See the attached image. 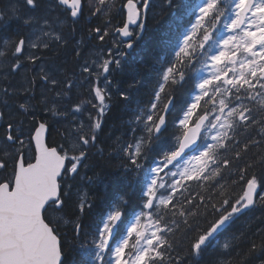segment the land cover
I'll return each mask as SVG.
<instances>
[{
    "label": "snow or ice",
    "instance_id": "snow-or-ice-1",
    "mask_svg": "<svg viewBox=\"0 0 264 264\" xmlns=\"http://www.w3.org/2000/svg\"><path fill=\"white\" fill-rule=\"evenodd\" d=\"M163 2L167 8L179 9L159 39L172 55L160 58L152 98L144 104L136 95L140 79L133 78L123 88L116 80L128 53L109 50L80 62L84 41L75 39V26L84 14L83 0H0V32L16 27L12 37L0 40V58H13V75L22 70L24 59L34 64L54 48L76 58L72 71L40 69L44 91L39 97L34 79L25 78L20 88L0 89L4 133L0 264H201L209 246L215 254L212 264H264V227H257L250 236V224L245 223L222 245L213 244L221 232L257 207L264 216V0ZM151 4L152 0L123 4L127 22L115 32L126 38L120 41L126 48L133 49L143 39L146 26L141 18ZM89 5L93 16L108 15L116 6L115 0H89ZM130 25L140 31L134 33ZM88 30L101 42L109 36L107 28ZM134 35L135 41L128 39ZM26 49L35 51L25 57ZM190 82L193 88L181 104L182 118L177 119L176 130L169 132L168 113ZM86 86V97L76 91ZM37 103L45 115L32 125L26 141L23 118L36 120ZM113 105L128 114L122 126L130 138L122 134L108 145L101 136ZM69 116L74 122L68 134L70 146L63 150L47 146L48 119ZM17 117L22 119L18 122ZM241 136L247 137L242 147ZM32 143L34 162H26L24 150ZM160 143L164 146L157 152ZM253 147L256 154L237 170L243 182L241 192L232 198L217 178L223 179V171L231 168L230 150L239 148L234 158L240 160ZM154 152L153 165L146 166ZM113 155L121 159L123 171L110 183L101 161ZM257 169L262 175H257ZM141 177L144 186L137 190ZM192 181L219 184L221 199L209 205L200 197L201 210L200 204L194 205L195 198L184 196ZM98 184L104 185V191L84 190ZM133 194L140 198V211L134 222L126 224ZM98 201L104 204L99 209ZM209 209L214 210L215 219L204 227L198 218ZM85 218H89L87 224ZM67 230L78 247L68 248L63 242L61 232ZM181 232L191 234V241L184 255L173 260L170 253L178 243L173 238ZM245 240L248 243L242 248Z\"/></svg>",
    "mask_w": 264,
    "mask_h": 264
},
{
    "label": "trees",
    "instance_id": "trees-1",
    "mask_svg": "<svg viewBox=\"0 0 264 264\" xmlns=\"http://www.w3.org/2000/svg\"><path fill=\"white\" fill-rule=\"evenodd\" d=\"M126 0H115V7L111 10V12L108 15H102L97 14L96 16L91 15L90 13V5L89 0H86V4L88 6H85L87 8H84V14L80 18L79 24H77L76 27V33H75V39L81 40L83 38V44L80 46L81 50L83 52V58L81 59V63H83L84 58H89L86 56L87 51H89V44L93 47V49H104L108 46V39L105 38L104 42H101L98 38L93 39L92 37L96 36V34L93 32L91 36L89 35L88 27H100L103 29V24H105V21L110 17L112 19V33L110 34L111 40L114 37L117 38V33L115 32L116 27H121L124 22V11L119 10L118 11V5L122 6L125 3ZM179 9L177 8H167L164 5L163 0H152L151 8L147 11L146 16L143 18V22L145 24V29L143 32V39L142 42L137 46L134 45L132 53L130 54L131 58L128 59L124 63V73L119 74L117 76V81L120 84V87H126L127 82L132 80L133 78H138L142 81V84L140 85L136 95L137 99L140 100L142 103L147 104L148 101L152 98L150 93L152 86L154 82L157 79V70L160 67V58L166 54L169 55V58H171V50L170 49H164L159 44V39L161 36V33L165 32L168 29V26L170 22L173 20V15L178 14ZM112 15V17H111ZM71 18L69 17L68 20ZM194 22V19L192 20ZM103 23V24H102ZM189 23L188 19L186 18L184 21V25L187 26ZM87 25V26H86ZM73 26L71 24H68V29L71 30ZM14 31L16 32V27H14ZM137 42V41H136ZM135 42V43H136ZM175 43V41H174ZM112 44V41H111ZM113 45V44H112ZM73 45L70 44L69 48H71ZM121 52H124V47L121 48ZM46 53V52H45ZM46 58L50 60V63L54 67H59L62 69L70 68L73 70L75 67V57L74 56H67L63 49L60 50H54V51H47ZM67 60V63L65 62ZM193 88V84L190 82L185 85V89L182 93H178L177 100L175 106L172 108L170 113L167 116L168 122H169V132L175 131L176 127L174 126V122L179 118L180 112H181V104L185 99H189L187 96V93L191 91ZM82 95H86L88 93H85L84 89L81 90ZM163 106V104H161ZM41 105L39 107H36L39 111V116L37 119L42 118V116L45 115V113H41ZM90 108V106H88ZM198 113H202V109H198ZM43 114V115H42ZM62 118L59 117V120L56 121V126L51 127L48 130L47 134V145L49 147H57L61 150V145H58V141L60 140L62 142V137L66 135V130L64 129V125L62 124ZM36 119V120H37ZM128 119V114L121 111V109L113 105V110L108 113V115L105 117V124H104V132L101 136V140L104 141L106 144L111 145L112 140L115 139L117 136L124 135V139H129L130 137L126 135V128L122 126V121H126ZM35 120V121H36ZM35 121H32V124L35 123ZM69 124V122H67ZM25 132L27 130L25 129ZM26 134V133H25ZM111 137V139H109ZM25 140L28 137H24ZM259 138V137H257ZM238 139L241 141V147L243 146V142L247 139L246 136L238 137ZM164 145L163 143H160L157 145V152L160 148H162ZM109 151H111V148H109ZM234 151H239V148H233L229 151L227 154V158L232 161L231 168L226 169L223 171V179H219V183L224 185L223 191H225L226 195H229L232 198H235L237 195L240 194L243 182L239 180L238 176V168L242 167L246 161L251 159L257 152V149L253 147L250 152L243 153L242 159L236 160L234 158ZM156 158V153L154 152L146 161V166H152L153 161ZM97 159H99L97 157ZM104 174L106 176V179L111 183L113 182V179L115 177H118L120 173L123 171V169L120 167L121 159L117 158L115 155L112 156L111 159L105 157L103 161H101ZM99 170V169H98ZM257 175H262L261 170L257 169ZM90 175L92 173H89ZM163 175V173L161 174ZM166 180V179H165ZM167 180H169L167 178ZM236 180L237 182L234 184L232 181ZM144 186V180L143 177H141L140 184L137 186V190ZM85 191H90L93 194H97L99 192L104 191V185L98 184L91 188H85ZM161 192H164V189H160ZM221 191L219 188V184L213 185L212 182H188V191L184 193V196L195 198L194 205L200 204L201 210H203V204H201L200 197H204V203H207L209 205L213 203H218V201L221 199L217 195V193ZM211 196V198H210ZM184 197H180L181 200H183ZM139 196L137 194H133L132 205L128 208L127 214L124 217L125 223L128 224L130 218L133 216L134 213L140 210L139 207H137V203L139 202ZM143 199H146L143 198ZM194 205H190L189 207H194ZM98 209L100 207H103L104 204L101 202H97ZM214 210L209 209L207 212H205L204 215L199 217L198 219L201 222V225L206 227L208 224L215 219V216L213 214ZM169 221L173 219L170 215L167 218ZM261 219H264V216H262V209L260 207H257L256 209L249 212L247 216L241 217L239 220L236 221L235 224H233L227 231L221 232L217 240L213 241V244H223L226 240L229 239V237L236 232L238 228L243 226L245 223L250 224L251 231L249 232V235L251 236L253 232H255L257 227H264L261 223ZM89 222V218H85V223L87 224ZM87 231V229H85ZM171 235V234H169ZM61 236L63 237V242L67 245L68 248H71L73 246L78 247V245H74V241L72 239L71 231H62ZM174 240L178 241L175 251L171 252L170 255L174 259L178 257H182L184 255L185 250L190 244L191 241V234L188 236H185L182 232L178 233L176 237L173 238ZM221 240V241H220ZM83 241V237L81 238V242ZM216 242V243H215ZM248 243L247 240H245L241 247H245ZM67 250V249H66ZM214 253L211 250V246H209V250L206 251L203 255V258L201 260V264H212V261L214 259Z\"/></svg>",
    "mask_w": 264,
    "mask_h": 264
},
{
    "label": "flooded vegetation",
    "instance_id": "flooded-vegetation-1",
    "mask_svg": "<svg viewBox=\"0 0 264 264\" xmlns=\"http://www.w3.org/2000/svg\"><path fill=\"white\" fill-rule=\"evenodd\" d=\"M14 27H15V25H13L12 28L9 29V30L0 32V40H2L5 37H12L14 35V33H15ZM108 43H111V39L108 41ZM0 46H2V45H0ZM89 48H90V45H89ZM33 51L34 50H32V52ZM29 54H31V53H28V54L24 53V55H29ZM46 54H47V51H46V53H44L42 59L41 60H37L34 64L32 62H30V61H22L23 64L25 63L23 65L22 70L20 71V73L17 72L14 75L11 73V64L13 62V58L10 55L8 57H5V58H0V72H3L5 70L2 73V74H5V77H2V79H0V89H2L5 86L20 88L21 86H23L25 84V78H27V80H29V81L34 79V82H35V85H36V93L35 94H36L37 97H39L40 93L42 91H44V88L42 87L43 82L39 79L40 69L42 67H47V68H50V69H56V67H54L51 64H49L50 60L46 58ZM93 54L94 53L91 51L90 55L86 53V56L91 57V56H93ZM57 68H59V67H57ZM60 69L63 70L62 68H60ZM66 69L68 71H72L70 68H66ZM76 70L78 71V69H76ZM61 78H63L62 75H61ZM76 91L80 92L79 88ZM48 95L51 96L53 94L52 93H48ZM14 99H15V97H13V100ZM11 103H12V101H10V104ZM39 105L40 104L37 103L36 107L37 106L39 107ZM42 107H41V113H43ZM38 116H39V111H37L36 119H37ZM49 116H50V114H49ZM21 119H22L21 117H17L16 118V120L18 122ZM23 119L25 120V123H24V134L27 133V132L33 131V129H32V125H33L32 121H33V119L31 117H25ZM40 119H37L36 121H38ZM58 120H59V117H50V119H48L47 123L51 127H55L56 124H57L56 121H58ZM70 120H71V116H69L68 118H64L63 117L62 118V121H63L62 124L64 125L67 122H69ZM36 121H35V123H36ZM25 129L27 130V132H25ZM3 135H4L3 130L0 129V144L3 143ZM65 138H68V135H66ZM66 142H67V139H66ZM58 144L64 145L63 143H61L60 140L58 141ZM9 150L10 151H14V149H9ZM26 151H27V153H26ZM24 154H25L26 162H29V161L31 162V160H32V151H31L30 146L25 148ZM3 175H7V172L3 173Z\"/></svg>",
    "mask_w": 264,
    "mask_h": 264
},
{
    "label": "bare ground",
    "instance_id": "bare-ground-1",
    "mask_svg": "<svg viewBox=\"0 0 264 264\" xmlns=\"http://www.w3.org/2000/svg\"><path fill=\"white\" fill-rule=\"evenodd\" d=\"M125 3H126V1H125ZM83 4H84V8H87V7H85V6H88L87 4H86V0H83ZM125 9V8H124ZM119 10H123V7L122 6H120V5H118V11ZM70 17V16H69ZM69 17H67V19H69ZM111 17H112V15H111ZM127 22V9H126V11H125V13H124V22H123V24L124 23H126ZM138 23H139V21H138ZM103 24V23H102ZM104 26H103V29L104 28H107V31L109 32V36H107V39H108V41L111 39V37H110V34L112 33V31H113V29H112V19L110 18V17H108V19L105 21V24H103ZM123 26V25H122ZM130 30H132L134 33H137V32H139L140 31V29L136 26V25H130ZM128 39H132V40H134L135 41V35L133 36V37H131V38H128ZM121 40H123L122 39V37H120L119 36V34L117 33V38L116 37H114L113 36V38H112V44H114V45H116L115 47H112V48H110V46H112V44L111 43H109L108 44V46L106 47V48H104V49H102V48H100V49H97V53H101V52H103V53H107L109 50H111L112 51V53H118V52H121V48L122 47H124V52L125 53H128V55L125 57V59H124V63L128 60V59H130L131 58V56H130V54L132 53V50L133 49H128V48H126L125 46H124V44H122V43H120V41ZM142 42V39L141 40H139V41H137L134 45H139L140 43ZM90 45V52L92 51L94 54H95V49H93V47L91 46V44H89ZM140 46V45H139ZM52 52V51H51ZM5 71V70H4ZM3 71V72H4ZM7 71V70H6ZM3 72H1V73H3ZM19 73H20V71H19ZM122 73H124V70H123V72H120V73H118V74H116V80H117V76L119 75V74H122ZM7 75V74H6ZM231 75V74H230ZM21 76V75H20ZM14 82V81H13ZM86 89H87V86L85 87ZM80 90V89H79ZM88 93V92H87ZM88 94H86V95H84L85 97L87 96ZM201 105H204V102H201ZM38 107V106H37ZM163 106H161V108H162ZM208 107L210 108L211 107V105H208ZM172 110V109H171ZM198 111V110H197ZM170 113V112H169ZM168 113V114H169ZM202 114V113H201ZM66 118H68V117H66ZM179 118H182V112H180V116H179ZM194 119H195V117H194ZM177 121V120H176ZM176 121L174 122V126L176 127ZM190 127H191V124L189 125ZM30 134H32V131L31 132H27L26 134H24V137H28ZM47 134H48V131L45 133V138H44V140H45V143H46V145H47ZM26 141H27V139H26ZM58 144V143H57ZM58 145H60V144H58ZM48 146V145H47ZM63 146H65V145H62L61 146V150H63ZM30 148H31V151H32V159H34V157H35V149H34V146H33V143L30 145ZM26 153H27V151H26ZM25 155V154H24ZM67 163V162H66ZM168 179H169V177H167ZM167 178H166V180H167ZM140 211V210H139ZM139 211H137L136 213H134L133 214V216L130 218V220H129V223L128 224H130L131 223V221H132V219L136 216V214H138L139 213ZM142 220H143V218H142ZM217 240V239H216ZM221 241V240H220ZM214 243V242H213ZM216 243V242H215Z\"/></svg>",
    "mask_w": 264,
    "mask_h": 264
},
{
    "label": "rangeland",
    "instance_id": "rangeland-1",
    "mask_svg": "<svg viewBox=\"0 0 264 264\" xmlns=\"http://www.w3.org/2000/svg\"><path fill=\"white\" fill-rule=\"evenodd\" d=\"M3 3H7V0H3ZM125 11H126V9H124V13H125ZM116 45H112V46H110V48H112V47H115ZM55 50V48L52 50V51H54ZM35 51V50H34ZM88 52V54L90 55V51H87ZM28 53H32V49H26V51H25V54H28ZM96 54H99V53H97V50H95V54H93V55H96ZM27 55H25V57H26ZM92 57V56H91ZM90 58V57H89ZM23 61H28L27 59H24ZM25 64V63H24ZM23 64V65H24ZM231 74V73H230ZM200 75H203V73H201ZM2 77H5V74H2L1 72H0V79H2ZM84 91H85V93L87 92V89L86 88H84ZM84 119L86 120L87 119V116L85 115L84 116ZM73 121H72V118H71V120L69 121V124H65L64 125V129L66 130V135H68L69 133H70V131H71V125H73ZM66 135H64L63 137H62V142H63V144L64 145H68V146H70V144H71V141L68 139V138H65V136ZM66 139H67V142H66ZM167 171V170H166ZM168 176H164V179H166ZM160 191V190H159ZM134 220H135V217L132 219V221H131V223L132 222H134ZM130 223V224H131ZM144 223H145V221L144 220H141V224H142V226L144 225Z\"/></svg>",
    "mask_w": 264,
    "mask_h": 264
},
{
    "label": "water",
    "instance_id": "water-1",
    "mask_svg": "<svg viewBox=\"0 0 264 264\" xmlns=\"http://www.w3.org/2000/svg\"><path fill=\"white\" fill-rule=\"evenodd\" d=\"M122 39L124 40V39H126V38H123V37H122ZM44 138H45V134H44ZM44 141H45V140H44ZM33 146H34V149H35V145H34V143H33Z\"/></svg>",
    "mask_w": 264,
    "mask_h": 264
}]
</instances>
